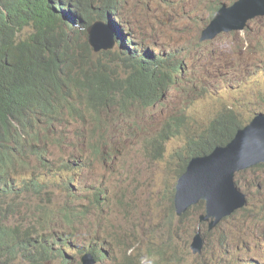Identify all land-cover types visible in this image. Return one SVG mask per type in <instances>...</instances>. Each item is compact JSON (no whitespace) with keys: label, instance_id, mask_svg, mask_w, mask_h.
I'll use <instances>...</instances> for the list:
<instances>
[{"label":"trees","instance_id":"1","mask_svg":"<svg viewBox=\"0 0 264 264\" xmlns=\"http://www.w3.org/2000/svg\"><path fill=\"white\" fill-rule=\"evenodd\" d=\"M121 6L122 0H0V264H15L18 260L47 264L59 248L38 232L51 225L56 216L48 207L49 188L63 183L66 192L75 190V176L82 173L83 164L65 161L57 166L46 157L47 148L41 149L42 141L69 150L72 147L63 133L62 137L51 134L61 125L65 129L74 124L82 135L81 146H91L99 155V142L93 135L98 134L103 142L108 140L109 117L114 109H119L121 118H130L136 107L148 109L159 104L162 92L178 89L177 84L186 79L184 63L169 65L164 57L148 50L130 54L123 49L124 57L110 51L92 52L87 29L96 22L112 27L115 42L120 43L123 35L117 32L111 16L117 17ZM222 6H214L206 24ZM209 43L197 42L196 47ZM121 67L122 76L118 71ZM180 73L182 77L175 78ZM252 78L243 75L225 83L220 95L204 90L187 103L183 112L166 118L156 136L145 142V148L162 157L170 142L177 141L180 151L174 149L170 156L182 158L185 154L176 171L180 179L192 159L229 146L254 119L264 117V93L252 98L250 115L241 112L237 98L228 101L231 91ZM204 100L211 101L212 112L200 125L187 111ZM27 146L35 150V159L26 154ZM235 184L247 197L248 205L213 232H208V225L199 220L205 214L204 202L182 218L176 217L175 188L170 197V215L165 216L160 228H153L143 237L150 244L149 253L156 252L152 264L183 262L186 251L181 243L185 241L187 246L197 232L203 247L195 259H206L198 264H264V238L256 236L264 231V165L238 174ZM32 198L38 203L28 205ZM91 199L103 208L100 190ZM20 202L26 203L24 212L30 220L26 227L11 224L23 214ZM71 210L67 204L59 212L67 227H73L76 218ZM70 243L75 246L67 241L68 250ZM89 253L100 260L103 248L93 246ZM136 257L132 258L137 262ZM69 262V257H62L61 264Z\"/></svg>","mask_w":264,"mask_h":264},{"label":"rangeland","instance_id":"2","mask_svg":"<svg viewBox=\"0 0 264 264\" xmlns=\"http://www.w3.org/2000/svg\"><path fill=\"white\" fill-rule=\"evenodd\" d=\"M236 1L122 0L118 16L112 15L111 19L115 20L117 32H122L123 38L119 44L115 42L110 52L121 53L124 57L123 49L130 54L148 50L164 57L169 65L184 63L186 79L177 84L178 89L162 92L159 104L155 103L148 109L136 107L130 118H121L119 109H114L109 117L108 140L103 142L98 134L93 135L99 142V155L91 146H81L82 135L74 124L65 129L61 125L51 134L62 137L63 133L72 147L69 150L42 141L41 149L47 148L46 157L57 166L65 161L83 164L82 173L75 176V190L66 192L63 183L49 188L51 198L48 207L56 212V216L51 225L39 228L38 232L44 240L55 243L59 248L47 264H61L64 256L69 257L68 264H80L79 259L90 254L89 249L93 246L103 248L102 259H95L96 264L155 262L156 252L149 253L150 244L143 241V237L153 228H160L165 216L170 215L171 193L179 180L176 171L185 154L182 158L170 156L174 149L180 151L178 142L171 141L162 157H158L145 148V142L156 136L166 118L183 112L187 103L196 100L197 95L206 89L218 91L217 95H220L225 83L243 75L254 76L228 95V101L237 98L241 112L246 115H250L252 98L264 93V18L248 22L242 32L224 34L201 48L196 47L201 32L208 26V14L214 6L227 7ZM67 26L66 22L64 28ZM118 71L122 76L124 68ZM177 77H182V73ZM210 103V100L201 101L187 114L193 115L202 125L212 112ZM261 104L259 108L262 111ZM25 152L29 158H36L35 150L29 146ZM35 165L40 166L36 162ZM261 176L257 177L260 179ZM97 190L104 195L102 209L91 199ZM37 203L38 200L32 198L28 205ZM20 204L19 210L23 208V214L12 219L11 224L26 227L30 223L24 212L26 203ZM67 204L76 216L73 227H67L59 214ZM80 212L82 217L78 218ZM259 235L264 238V231L256 236ZM69 240L76 248L70 243V250L67 249L65 245ZM191 241L189 239L187 246L185 241L181 243L182 250L186 251L183 262L173 264H198L206 260L195 259L189 249ZM136 255L137 262L132 258ZM15 264L24 262L18 260Z\"/></svg>","mask_w":264,"mask_h":264},{"label":"water","instance_id":"3","mask_svg":"<svg viewBox=\"0 0 264 264\" xmlns=\"http://www.w3.org/2000/svg\"><path fill=\"white\" fill-rule=\"evenodd\" d=\"M257 18H264V0H237L231 6H222L201 32L199 42L212 41L220 34L242 32L248 22ZM87 43L94 54L111 51L115 44L114 30L96 22L87 29ZM262 165L264 117L260 116L240 131L229 146L217 148L211 155L189 162L176 186L174 209L177 218L204 202L205 214L199 220L208 225V232H213L248 205L247 197L236 188V176ZM202 247V238L197 232L189 249L192 255L199 256ZM92 256L83 255L80 264H96Z\"/></svg>","mask_w":264,"mask_h":264},{"label":"clouds","instance_id":"4","mask_svg":"<svg viewBox=\"0 0 264 264\" xmlns=\"http://www.w3.org/2000/svg\"><path fill=\"white\" fill-rule=\"evenodd\" d=\"M224 6H225V5H224ZM211 20H212V19H211ZM254 20H255V19H254ZM250 22H251V21H250ZM111 28H112V27H111ZM245 28H246V27H245ZM112 29H113V28H112ZM244 30H245V29H244ZM232 33H233V32H232ZM220 35H224V34H220ZM218 36H219V35H218ZM218 36H217V37H218ZM217 37H216V38H217ZM114 40H115V39H114ZM198 42H199V41H198ZM208 42H211V41H208ZM199 43H200V42H199ZM204 43H207V42H204ZM100 53H101V52H100ZM98 54H99V53H98ZM174 210H175V209H174ZM175 214H176V213H175ZM176 217H177V216H176ZM182 217H183V216H182ZM182 217H181V218H182Z\"/></svg>","mask_w":264,"mask_h":264},{"label":"bare ground","instance_id":"5","mask_svg":"<svg viewBox=\"0 0 264 264\" xmlns=\"http://www.w3.org/2000/svg\"><path fill=\"white\" fill-rule=\"evenodd\" d=\"M213 13V12H212ZM115 32V31H114ZM178 116V115H177ZM173 117H175V116H173ZM96 143V142H95ZM98 143V142H97Z\"/></svg>","mask_w":264,"mask_h":264}]
</instances>
